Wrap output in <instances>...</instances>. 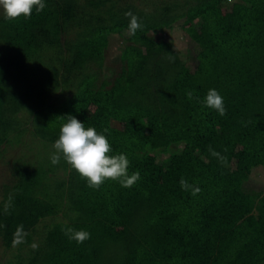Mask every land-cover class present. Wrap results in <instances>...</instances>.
Segmentation results:
<instances>
[{
	"label": "trees",
	"instance_id": "obj_1",
	"mask_svg": "<svg viewBox=\"0 0 264 264\" xmlns=\"http://www.w3.org/2000/svg\"><path fill=\"white\" fill-rule=\"evenodd\" d=\"M181 1L178 10L167 7L170 10L163 11L160 19L152 18V13L139 11L135 5L137 0H44L45 8L42 11L33 9L30 18L22 16L14 20L6 19L3 9H0V88H5L4 93L10 94L13 101L33 97L36 100L32 106L49 103L42 111L43 116L49 117L61 112L64 106L71 103L79 92L78 83L84 86L87 80L93 79L91 87L94 91L100 78L110 80L108 84H104L109 88L115 83L123 85L135 80L136 75H140L139 80H147L154 88L153 92L157 89L158 93L160 89L169 86L181 88L186 95L183 100L190 104L189 109L175 118H167L164 105L160 112L144 115L140 113V105L137 109L129 105H118L107 98L109 91H104V98L101 100L103 109L97 112V118L100 119L94 124L96 120L93 118L91 127L98 128L97 132L107 136L113 146L112 154L127 156L129 174L139 171L140 180L131 188H124L118 182L106 181L99 188L102 195L98 197V201L91 199L92 189L86 183L75 179L68 188L64 185V177H54L56 171L61 173L71 169L63 159L57 165L51 163L54 148L50 151V147H45L44 155L34 156L32 159L20 156L7 161L4 174L0 175V225L3 226L0 227V247L5 252L16 245L17 253L5 259L4 264H88L86 262L92 254L89 247L91 239L77 244L65 235L63 229L71 227L77 231H87L98 242L102 240L105 229L112 224L111 221L121 223L117 215L121 218L126 210L133 208L138 211L142 202L149 195L153 196L157 175L156 171L142 170L139 159L148 153L153 155L159 151L168 152L171 157L163 161L164 169L169 167L171 160L173 166H179L170 183L187 178L191 187L183 190L177 183L179 201L171 199L168 188L161 193L153 213L158 219L162 214L171 216L172 226L167 227L161 235L165 240H174L173 245L154 256L142 255L137 264H264V194L259 190H247L246 184L241 185L234 179H230L229 184L222 182L220 177L227 173L222 165L228 164L208 165L200 159L201 152L204 151L200 140L202 137L218 139L228 129L233 134L231 147L237 145L244 149L249 143V136L254 135L257 120L242 108L250 99L240 97L239 90L234 88L241 83L245 74V62L252 61L253 64L264 66V61L254 56L257 55L254 52L259 50V42L264 39V34L247 33L242 28L261 29L264 26V0ZM223 8L232 10L233 21L238 23L239 30L229 25L222 30L225 32L215 33L214 44L206 56L204 47L193 41L190 31L202 25L212 27V23L219 18V10ZM129 11L139 18L142 27L134 36L127 35L129 45L124 47L117 60L114 59L106 66L104 52L108 41L111 36L119 38L124 24L128 31L130 17H126L125 13ZM174 25L183 33L185 43L194 47L193 54L198 53L197 64L200 61L206 67H214L224 57L235 64L233 70L236 77L232 78L231 87L219 89L218 93L224 98L226 115L233 117L236 122L226 119V125L222 122L221 126H214L213 116L220 115L204 106L203 100L207 94L197 93L201 92L199 87L198 91L195 86L190 85L187 78L191 71L179 58L156 65L151 78L141 68L142 64L135 63L136 56L132 48L137 44V37L146 38L145 34L150 31L161 32ZM146 40L148 42L147 38ZM64 47H69L68 52L64 51ZM78 49L83 50L84 54L78 55ZM47 52L52 54L51 63H57L58 69L65 66L69 75L52 70L51 64L45 63L44 67L41 59ZM115 66L120 73L117 77ZM27 74L35 75H31L32 79L27 81ZM30 91L32 94H29ZM189 92L192 93L191 99L188 98ZM227 92L234 99L230 100ZM148 94L153 97L150 89ZM72 106L76 104H72L70 108ZM121 117L131 118L124 129L117 128L114 123ZM19 127L9 117L3 118L0 111V145L20 143V136L10 137V133L17 131ZM144 133L146 139L143 137ZM152 138H156L157 142L153 143ZM262 139L264 140V134ZM239 152L240 149L231 156L234 163L243 160ZM74 175L78 174L74 171ZM195 188L200 191L193 195ZM116 191L120 195L115 200L110 194ZM239 192L251 194L241 199L246 201L248 216L262 229L259 238L248 241L247 246L242 248L243 253L240 252L237 242L247 236L243 231L244 224H241L228 237L224 248L221 250L220 246L212 256V248L202 245L199 247L198 242L203 239L208 227L222 225L215 216L223 210V206L228 207L238 202L241 195ZM65 193L72 201L71 206L78 205L80 208L81 219L77 223L51 217L57 203L65 202ZM234 198L236 199L232 202ZM38 218H47L49 223L44 234L37 235L35 239L36 234L32 235L31 230ZM20 225L27 235L21 234L22 242L14 244Z\"/></svg>",
	"mask_w": 264,
	"mask_h": 264
},
{
	"label": "rangeland",
	"instance_id": "obj_2",
	"mask_svg": "<svg viewBox=\"0 0 264 264\" xmlns=\"http://www.w3.org/2000/svg\"><path fill=\"white\" fill-rule=\"evenodd\" d=\"M181 3V0H137L135 5L139 11L152 13V18L160 19L163 11L170 9L178 10ZM167 7H170V9H167ZM219 12V18L212 23V27L202 25L195 28L196 30L193 29L190 31L193 41L200 43L204 47L206 56L209 54L214 44L215 33L221 32L224 28L229 27V25H233L236 30H239V26H237L238 23L233 21L234 15L231 9L223 8L219 10ZM126 26V24L123 25V30L119 33V38L117 36L110 37L107 49L104 52V64L106 66L110 62L112 63L114 59L117 60L124 47L129 45V42L126 41L128 35ZM242 28L247 33L256 35L264 34V26L261 29L251 27ZM145 36L148 42L145 37H137V44H134L132 49L136 56L135 63L143 65L141 68H144L146 73H148V78H151V74L155 70L154 67L156 65L170 60L168 56V54H170L174 59L179 58L182 60L190 69L191 73L188 75L187 79L191 83L190 85L195 86L197 90L199 87L201 92L197 93L207 94L210 89L218 91L219 89H228L231 87L232 78L236 77L233 70L235 64H231L228 57L221 58L216 66L210 68L203 65L200 61L199 64H197L199 60L198 53L193 54L194 47L189 43H185L183 39L184 35L176 25L172 26L169 30L164 28L161 32L150 31L146 33ZM259 43V50H255L254 53L257 55L254 56L264 61V39H260ZM29 46H33V44H29ZM68 48L69 47H64L63 49L65 52H68ZM0 50L2 51L1 46ZM82 51L83 50L78 49L76 53L78 55L84 54ZM50 53L51 52L45 53L46 55L44 54V57L41 59L42 63H44V67L45 63L47 65L51 64V67H53L52 70L55 69L64 73L66 76L69 75L65 66H60L61 68L58 69L59 66L57 63L54 65L51 63L50 60L53 58ZM63 55L66 56L65 54ZM252 65L254 66L253 68ZM114 68L116 70L115 77H117L120 73H118V68L116 66ZM31 75L34 76L35 74L26 75L29 77L27 81L32 79ZM139 79L140 75H136L135 80L128 81L123 85H116L115 83L113 86L106 88L104 84H108L110 80L106 81L100 78L99 82L95 84L93 88L94 91H92L91 87L93 85V79L87 80L84 86L78 83L79 92L72 99L71 103L64 106L61 112L49 117L42 115V111L49 103L38 107L32 106V103L36 100L33 97L31 98L32 100L27 98L15 102L10 94L4 93L5 88L1 87L0 111L3 118L9 117L14 125L19 124L20 127L17 131L11 132L10 137L20 136L21 142L18 144L17 142H3L4 144L0 145V175L2 176L4 174L6 170L5 166H7L6 162L12 158L27 156L32 159L34 156H42L44 155L43 152H45V147H50V151H53V144L58 139L59 129L62 124L66 122V118L64 117L71 115L84 123L85 127H91L93 118L96 120L94 124H97L98 119H100L97 118V112L103 109L101 100L104 98V91H109L107 98L116 102L118 105H129L133 109H137L136 107L140 105V113L144 115L160 112L162 105H164V114L167 118L179 117L185 110L189 109L190 104L183 100V97L186 95L181 88L169 86L165 89H160L157 93V89L153 92L154 88L149 85L147 80ZM240 81L241 83L234 89L239 90L240 97H249L250 99V102L245 103L242 108L243 110L249 111L257 120V125L255 124L256 128L253 130L254 135L249 136V143L244 149L239 148L237 145L231 147L233 134L231 135L228 129H225L223 136L218 139L202 137L200 140L204 151L201 152L200 159L208 165H213L214 163L225 164L217 157L211 155L210 149L216 151L220 156L227 158L228 166L222 165L227 170L226 175L223 173L220 177L222 182L229 184L231 182L230 179H234L237 183H241V185L246 184L245 187L247 190H259L261 194H264V140L262 139L264 134V66L253 64L252 61L249 63L245 62V74ZM149 89L150 92L153 93L152 98L148 94ZM29 94H32V91H30ZM227 96L230 100L234 99L229 92H227ZM74 103L77 107L72 106V108H70ZM28 107L31 109L27 110ZM130 119L129 117H121L120 120L117 119V121H114L115 126L119 129H124L129 125L128 122H130ZM226 119L227 121L236 122L233 117H228L227 115L224 118L222 116H213L212 120L214 126L219 127L222 122L226 125ZM21 131L23 132L20 133ZM150 131H153V129L150 128ZM143 137L146 139L147 136L145 133ZM155 139H153V143L157 142ZM239 149V154L242 156L243 160H241L240 163H234V159H231V156ZM146 155L139 159V165L141 169L146 172L156 171L157 175L154 180L153 196L149 195L146 198L147 200L142 202L143 204L138 211L136 208H133L131 210H126L124 216L121 218L117 215L121 223L116 224L111 221L112 224L105 229L101 241L95 242L96 240L90 237L91 243L89 247L92 254L89 256V260L86 263L137 264L141 260L142 255L154 256L157 255L158 252H162V249L173 245L174 240H165L163 235H161L167 227L170 228V226H172L171 216L162 214L158 219L155 217L153 211L157 207L156 202L160 196H162L161 193L164 191L166 192L167 188L170 192L171 199L179 201L177 183L180 185V180L172 184L170 183L173 174L177 173L179 166H173L171 160L168 163L169 167H167V169L163 168V161L167 157H169L168 159L171 158L168 152L159 151L153 155L149 153ZM69 170H65L64 172L61 171V173L60 171H56L54 177H58L59 179L64 177V185L68 188L75 179L87 184L79 175H74L72 168ZM49 176L52 177L51 175ZM225 177L228 179H225ZM185 180L189 183L187 178H185ZM91 189V199H93V201H98V197L102 195L101 192L99 189ZM239 193L241 195L238 202L228 207L223 206V210L218 213V216H215L222 225L218 224L214 228H212V226L211 228L208 227V231L204 233L203 239L198 242V244H200L199 247L202 245L212 248V252L210 253L212 256L220 246L221 250L224 248L228 237L233 234L235 229L241 224H244L243 231L247 233V236L244 240H239L237 242L240 252L243 253L242 248L247 246L248 241L257 240L259 238L262 229L256 225V221L251 220L248 216L249 214L246 213L248 207L246 201L241 199V197L251 194L250 192ZM119 195L120 194L116 191L115 193H111L110 197L116 200ZM236 198H234L232 202H234ZM64 199V203H57L54 214L51 217H56L67 222L75 221V223H77L76 221H80L79 219H81L79 206L75 205V207H72L70 204L72 201L66 193ZM90 204L91 203H88V205ZM36 222L31 230L32 235L36 234L35 239L37 235L41 236L44 234L49 220L47 218H38ZM189 233L191 234L192 232H188V234ZM15 248L16 245L10 250L3 252L0 247V264H4L5 259L11 258L17 253ZM205 264L207 263L205 262Z\"/></svg>",
	"mask_w": 264,
	"mask_h": 264
},
{
	"label": "clouds",
	"instance_id": "obj_3",
	"mask_svg": "<svg viewBox=\"0 0 264 264\" xmlns=\"http://www.w3.org/2000/svg\"><path fill=\"white\" fill-rule=\"evenodd\" d=\"M44 8V0H0V9H3L4 16L8 20L19 19L22 16L28 19L33 9L40 12ZM125 16L130 17L128 34L134 36L142 27L139 18L131 11L126 12ZM168 56L170 60H174L172 55L168 54ZM188 98H192L191 92L188 93ZM203 104L215 110L220 116L226 115L224 98L215 89L207 92ZM64 118L66 122L60 127L58 139L53 144L55 152L50 157L53 165L59 164L63 159L81 179L87 182V186L93 189H99L106 181L118 182L124 188H131L140 180L139 171L129 174V160L125 154H112V145L106 135L97 132L94 127H85L84 123L71 115ZM104 131L107 132V129ZM210 153L227 163V158L220 156L216 151L210 149ZM180 185L183 190L191 187L183 178L180 180ZM199 191V188H195L193 195ZM10 202L11 197H9ZM63 231L77 244L90 239V233L84 230L77 231L66 227ZM21 234L27 235L23 233L22 225L17 228V239L14 240V244L22 242Z\"/></svg>",
	"mask_w": 264,
	"mask_h": 264
}]
</instances>
